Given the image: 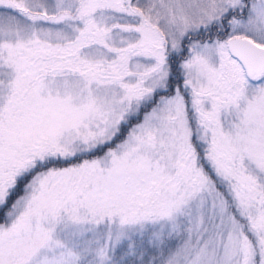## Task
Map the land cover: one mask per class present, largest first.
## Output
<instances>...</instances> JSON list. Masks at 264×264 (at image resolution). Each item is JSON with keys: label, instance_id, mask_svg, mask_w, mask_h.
Returning a JSON list of instances; mask_svg holds the SVG:
<instances>
[{"label": "snow or ice", "instance_id": "snow-or-ice-1", "mask_svg": "<svg viewBox=\"0 0 264 264\" xmlns=\"http://www.w3.org/2000/svg\"><path fill=\"white\" fill-rule=\"evenodd\" d=\"M0 264H264V0H0Z\"/></svg>", "mask_w": 264, "mask_h": 264}]
</instances>
